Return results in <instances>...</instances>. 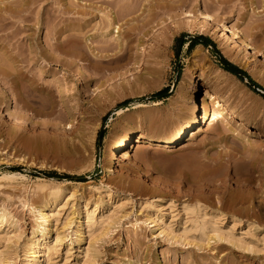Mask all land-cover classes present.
<instances>
[{
	"label": "rangeland",
	"instance_id": "1",
	"mask_svg": "<svg viewBox=\"0 0 264 264\" xmlns=\"http://www.w3.org/2000/svg\"><path fill=\"white\" fill-rule=\"evenodd\" d=\"M134 1L43 0L31 13H25L30 27L19 32L12 46L3 43L4 36L0 40V59L21 53L23 71L32 72L35 84L43 90L34 93L24 84L18 94L12 95L14 102L19 99L16 106L9 97L2 100L0 94V208L17 221L20 236L18 242L10 244L11 264H22L26 242L37 228L38 220L30 208L43 205L56 190L64 196L51 223V236L62 233L67 240L44 256L45 264H86L88 248L94 255L91 264H264V128L256 131L259 135L244 136L261 143L258 152L242 150L239 154L231 144L227 146L220 140L215 144L219 138L237 132L240 127L235 124L243 117L264 127V94L258 91L264 93V56L241 51L214 28L203 32L185 27L169 30L167 44H158L150 37L136 40L130 55L140 57L144 65L123 63L126 69L107 77L103 75L107 63L87 49L86 36L105 30L102 13L110 9L119 13L125 5L137 10L120 22L124 30L130 19L155 9L153 0H144L141 7ZM188 1L190 5L184 9L203 10L219 17L220 23L264 49V0ZM194 1L198 7H192ZM0 7H5L1 1ZM86 21V29H72ZM60 28L69 29L64 37L72 51L66 54L65 65L37 59L36 53L30 61L29 47L44 44L48 37L54 42ZM154 29L157 32L153 36L162 34L160 27ZM200 36L213 41L216 49L246 71L258 86L225 70L213 45H183ZM127 39L124 34L123 41ZM140 48L145 55H141ZM74 52L80 56H74ZM97 52L106 54L100 49ZM86 53L94 58L92 66L84 58ZM186 70L193 76L202 74L198 89L217 87L240 115L219 113L217 100L211 98L206 123L185 143L169 149L136 141L128 159L114 161L111 146L126 133L165 139L186 122L188 110L184 107L190 108L185 101L191 97L192 85L190 91L178 89ZM176 108L182 111L173 113ZM12 112L25 124H14ZM214 120L218 123L211 125ZM242 128L244 135L250 129L247 125ZM216 147L238 154V166L215 176L210 155ZM66 181L71 183L60 184ZM106 190L115 196L110 199ZM225 194L239 198L240 218L258 227L253 233L241 227L233 229V236L243 238V246H252V251L226 240L208 242L184 234L199 218L192 211L196 202L212 212ZM155 199L171 206L165 232L145 223L147 208ZM98 203L92 231L88 232L84 205L92 210ZM250 206L253 211L247 213L244 208ZM186 207L190 209L184 211ZM79 217L83 220L80 240L75 232ZM230 228V222L224 225L226 231ZM50 244L52 239L47 241Z\"/></svg>",
	"mask_w": 264,
	"mask_h": 264
},
{
	"label": "bare ground",
	"instance_id": "2",
	"mask_svg": "<svg viewBox=\"0 0 264 264\" xmlns=\"http://www.w3.org/2000/svg\"><path fill=\"white\" fill-rule=\"evenodd\" d=\"M5 4L4 8L0 7V40L5 37L3 43L13 45L12 40L18 37L19 32L23 31L25 27H30L28 25L29 14L33 11V7L43 0H0ZM144 0H135L134 3L137 6H142ZM81 3V0H78ZM155 9L149 14H139L133 19H130L126 24L128 29H123V24H120L122 20H125L129 15L137 11L135 8L132 9L131 6L121 5L120 12L115 13L111 9L107 12L100 13L104 16L105 30L99 35H88L86 36L87 49L93 54L94 57H101L103 62H106L108 67L105 72V76L110 77L120 71L124 67L123 63L132 62V66L140 67L144 65L143 60L140 57H131L130 51L133 48L132 44L137 41H145L146 38L154 39L158 44H167V32L169 30L184 29L185 27L199 28L201 31L206 32L209 28H214L216 32L226 35L227 40L238 45L241 51L251 52L257 54L258 56H264V49L250 44L247 40L243 39L237 30L230 29L224 23H220L219 17L213 16L203 10H186L184 7H188L189 1L183 0H153ZM26 3V4H25ZM133 3V4H134ZM192 7H198L197 1L191 3ZM81 11V10H80ZM67 12V11H66ZM65 11H63V14ZM79 13L75 11L74 14ZM86 14L83 13V17ZM8 25H17L15 28L9 27ZM89 26V22L86 21L84 25L78 27H73V30H84L85 27ZM160 27L162 34H155L157 30L154 28ZM12 29L11 31H9ZM69 29L60 28L56 32V37L54 42H50L48 37L44 44L36 43L29 47L30 61L35 54V58L44 60L48 63H57L64 66L66 63V54L72 51L69 48L67 41L65 40L66 32ZM127 35L128 39L124 42L123 35ZM97 42V46L95 42ZM144 47V46H143ZM100 49L103 53L100 54L97 50ZM37 50H40L37 52ZM111 51H116L112 53ZM141 55H145L144 50L140 48ZM111 53V54H110ZM74 56H80L79 53L74 52ZM140 55V54H139ZM138 55V56H139ZM86 61L92 66L94 58L90 57L87 53L84 55ZM24 60L21 58V53H15V55H8L0 59V94L3 96L2 100H11L15 106L18 104L19 99L16 98L15 102L12 99V95L18 94L23 85L26 84L34 93H42L33 78L32 72L23 71L24 66L22 63ZM126 69V68H123ZM130 69L128 68L127 73L131 75ZM202 74L192 75L190 70H186L183 74L182 80L179 84V91L186 92L190 91L191 86V97L189 100L185 101L190 105V108H185L188 110L186 122L178 127V130L171 133L169 137L165 139L153 140L149 137L143 136L141 133L137 134L135 132L126 133L119 141H116L111 146V157L114 161H122L123 159L129 158V149L135 144L136 141L143 144H150V146L157 148H174L179 144L185 143V141L193 136L194 132L198 127H201L206 123L208 115L210 114V108L212 107L210 99L214 98L216 102V111L219 113L230 112L234 115H240L239 110L229 101L226 100L225 95L220 89L215 86H208L201 89L200 80L202 79ZM201 90V92H200ZM157 104V103H156ZM138 106L146 107V104H138ZM124 110H120L123 112ZM182 109L176 108L173 113L181 112ZM19 113V112H18ZM12 121L16 125L25 124L22 118L17 116L16 113L12 112ZM218 123L217 120L211 125ZM249 126L250 129L247 133L243 134V127ZM235 126H239V130L230 136H224L215 141V144H219V140L225 142L228 146L231 144L232 150L236 153H241V151L253 150L258 152L262 145L259 142L247 140L244 136H254L259 135L256 131H262L264 128L262 124H253L251 120L247 117H243L242 121L236 122ZM255 130V131H254ZM139 135V136H138ZM210 155V160L212 165H214L215 176H217L220 171L226 172L229 168H236L237 161L240 159L237 155L226 152V150H221L219 148L214 149ZM233 159V160H232ZM112 169H109V173ZM41 179V178H38ZM71 183V181L61 182L60 184ZM107 196L111 199L115 195L109 190L105 191ZM63 192L61 190H56L52 193L49 199L39 207H31V211L35 213L38 220L37 228L32 232V237L27 240L24 247L22 259V264H45L43 260L45 255H49L52 250H57L67 238L62 233H55L51 236L52 229L51 223L54 221V216L57 209L60 206V202L63 198ZM239 198L227 197L226 194L220 198L218 206L212 212H209L207 207L202 208L199 202H196V207L192 210L194 214L199 215L196 218L190 228L185 229V235L189 233L192 237L200 239L201 241H221L226 240L232 242L234 246L243 249L244 251H252V246L244 247L245 244L243 238H236L233 236V229L237 227L245 228L248 233L255 232L258 227L253 224V222L242 220L240 215L242 210L238 207ZM68 204V203H66ZM99 203L94 206L92 210H89L88 204L84 205V225L87 224L88 232L92 231L93 219L95 213L98 210ZM220 205V206H219ZM30 206V205H28ZM230 210H227L228 208ZM169 204L161 202L159 199H155L149 204L147 208V214L145 223L150 226L157 227L161 232H165L167 228V223L165 219L169 215ZM190 208L186 207L183 210L187 211ZM247 213H251L253 208H244ZM82 219L79 217L76 225V235L78 240L81 239V229H82ZM228 222L231 223V228L229 231L224 229V225ZM17 221L6 209L0 208V264H11L13 262V254L10 252V244L14 241L18 242L19 233L17 228ZM186 236L185 239L187 238ZM52 239V244L47 245V241ZM93 251L88 248L86 249L85 263L91 264L93 258Z\"/></svg>",
	"mask_w": 264,
	"mask_h": 264
},
{
	"label": "trees",
	"instance_id": "3",
	"mask_svg": "<svg viewBox=\"0 0 264 264\" xmlns=\"http://www.w3.org/2000/svg\"><path fill=\"white\" fill-rule=\"evenodd\" d=\"M186 43H189L190 48H194L199 44H204V45L211 44V45H213L215 47L214 53L218 56L220 63L225 70L230 71L232 73H235L240 79H244V78L249 79L251 86H258V84L254 81V79L246 71L240 69L238 66H236L233 63H231L230 61H228L221 54V52L216 49L215 43L213 41H211L210 39H207L204 36H200L198 38L190 40L189 42H183V45ZM51 175L57 176L56 173H52Z\"/></svg>",
	"mask_w": 264,
	"mask_h": 264
},
{
	"label": "water",
	"instance_id": "4",
	"mask_svg": "<svg viewBox=\"0 0 264 264\" xmlns=\"http://www.w3.org/2000/svg\"><path fill=\"white\" fill-rule=\"evenodd\" d=\"M259 92H261L262 94H264L261 90H258Z\"/></svg>",
	"mask_w": 264,
	"mask_h": 264
}]
</instances>
